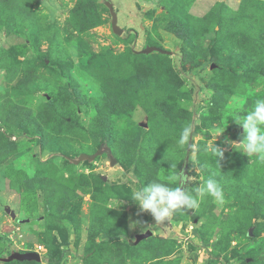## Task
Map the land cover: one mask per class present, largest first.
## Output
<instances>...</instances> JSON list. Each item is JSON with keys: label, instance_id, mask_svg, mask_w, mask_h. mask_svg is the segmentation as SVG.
I'll use <instances>...</instances> for the list:
<instances>
[{"label": "rangeland", "instance_id": "obj_1", "mask_svg": "<svg viewBox=\"0 0 264 264\" xmlns=\"http://www.w3.org/2000/svg\"><path fill=\"white\" fill-rule=\"evenodd\" d=\"M109 1L120 35L106 0L79 14L77 0H33L28 22L0 5V264L32 251L29 264H264V160L232 118L264 99L246 66L264 60V0ZM208 178L222 204L205 195L156 222L131 200L153 180L197 196ZM90 224L103 248L85 261Z\"/></svg>", "mask_w": 264, "mask_h": 264}, {"label": "clouds", "instance_id": "obj_2", "mask_svg": "<svg viewBox=\"0 0 264 264\" xmlns=\"http://www.w3.org/2000/svg\"><path fill=\"white\" fill-rule=\"evenodd\" d=\"M235 122L243 127V138L238 142L247 155L259 154V158L264 160V99L257 100L252 110L242 118L240 115L232 117ZM191 129L185 127L180 135L178 144L183 146L187 143ZM223 130L216 132V137ZM231 143H237L232 141ZM214 156L223 159L224 149L219 146L211 148ZM175 176L172 177L175 180ZM197 196L182 190L179 186L170 187L163 182L156 180L144 184L141 188L133 191L131 200L139 206L137 215L143 212H150L156 222L169 218L174 211L180 208L195 209L199 207L200 199L205 195H210L218 203L224 202L223 190L218 182L213 178H208L203 185L196 189ZM141 222L131 221L130 227L135 228Z\"/></svg>", "mask_w": 264, "mask_h": 264}, {"label": "trees", "instance_id": "obj_3", "mask_svg": "<svg viewBox=\"0 0 264 264\" xmlns=\"http://www.w3.org/2000/svg\"><path fill=\"white\" fill-rule=\"evenodd\" d=\"M33 0H0V5L2 4V6H4V12L8 13V16L6 18V22L9 21V17L13 18V19H21L24 22H28V18L31 20L33 19L32 15H33V10L31 9V3ZM240 4L242 6H246V5H250L251 4V0H241ZM12 7V8H10ZM87 6H83L81 4V0H77V2L74 5L73 8V14H79L82 12H87L86 11ZM1 11V10H0ZM15 17V18H14ZM12 19V20H13ZM3 21L0 20V24H2ZM165 29L169 32H171L175 37L181 39L183 42H187L189 40L190 37V29L188 26H186L184 23H182L180 20H177L175 18L170 19L166 22L165 24ZM217 44V39L215 37L212 38L211 40V45ZM207 53H209V58L211 60L216 61L218 59V55L217 53L213 50V47L209 46L208 49L206 50ZM186 52L182 51L181 53V60L184 61L186 60ZM197 63L193 62L192 66H196ZM246 66L249 69H254L255 73L263 75L264 76V60H258L255 63H250V62H246ZM248 70V69H247ZM108 79V78H107ZM111 99V98H110ZM190 150L189 147L186 148L185 152H184V157L185 160L187 159V156L189 154ZM185 170H186V165L183 164V166L180 169V175L182 178H184L185 176ZM183 180V179H182ZM95 233L93 232V226L92 224H90L88 226V232H87V245H86V249H85V253H84V260L86 261L89 257H92V255H99V253H101L102 251V243L100 242H95ZM107 245V244H106ZM218 246V243L214 244V247ZM16 260L21 263V264H29V263H33L34 261H29V260H21L17 257ZM35 263V262H34Z\"/></svg>", "mask_w": 264, "mask_h": 264}, {"label": "water", "instance_id": "obj_4", "mask_svg": "<svg viewBox=\"0 0 264 264\" xmlns=\"http://www.w3.org/2000/svg\"><path fill=\"white\" fill-rule=\"evenodd\" d=\"M106 6L108 7L110 16H111V20H110V25H111V29L113 31V33H115L116 35H120L122 33V29L119 27V25L117 24V14L115 12V10L113 9V5L109 0H106ZM102 150H106L108 152L109 155V159H110V163L113 164L115 162V158L111 155L109 148L107 147H103ZM101 150V151H102ZM100 153V151L98 152ZM93 156H86V158H92ZM5 211L7 213H9V215L11 216V218H15V213L10 210L9 208H6ZM150 235V232H147L144 236ZM248 235H252L251 233V229L248 230ZM15 256L21 260H40V256L37 252H26L23 254H15Z\"/></svg>", "mask_w": 264, "mask_h": 264}, {"label": "built area", "instance_id": "obj_5", "mask_svg": "<svg viewBox=\"0 0 264 264\" xmlns=\"http://www.w3.org/2000/svg\"><path fill=\"white\" fill-rule=\"evenodd\" d=\"M40 248V246L38 247V249ZM37 250V249H36ZM37 252V251H36ZM38 253V252H37ZM39 254V253H38Z\"/></svg>", "mask_w": 264, "mask_h": 264}]
</instances>
